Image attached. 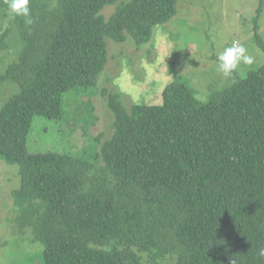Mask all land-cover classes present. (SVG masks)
Wrapping results in <instances>:
<instances>
[{
  "label": "trees",
  "instance_id": "obj_1",
  "mask_svg": "<svg viewBox=\"0 0 264 264\" xmlns=\"http://www.w3.org/2000/svg\"><path fill=\"white\" fill-rule=\"evenodd\" d=\"M178 1L29 0L32 22L14 17L22 47L0 87L19 91L0 111V158L20 166L16 211L38 264H264V65L206 101L181 74L157 104L104 91L115 118L100 150L29 146L37 116L63 120L64 94L98 85L107 39L147 43Z\"/></svg>",
  "mask_w": 264,
  "mask_h": 264
},
{
  "label": "rangeland",
  "instance_id": "obj_2",
  "mask_svg": "<svg viewBox=\"0 0 264 264\" xmlns=\"http://www.w3.org/2000/svg\"><path fill=\"white\" fill-rule=\"evenodd\" d=\"M115 10L110 5L103 13L109 17ZM14 17L8 8H0V34L9 29L10 44L3 52L0 75L18 59L22 47ZM234 41L254 58L250 66L241 64L237 75L244 77L264 65V0H179L176 15L158 25L147 43L138 45L131 36L124 42L107 39L108 63L98 85L64 94V121L37 116L30 149L74 155L93 147L100 150L112 136L115 118L104 91L119 94L128 109L136 103L157 104L168 83L181 74L201 100H208L211 92L231 84L217 72V53ZM17 91L16 83L0 87V111ZM20 186L19 164L0 158V264H38L41 256L43 245L34 240L32 228L19 223L14 191ZM175 262L168 257L161 264Z\"/></svg>",
  "mask_w": 264,
  "mask_h": 264
},
{
  "label": "clouds",
  "instance_id": "obj_3",
  "mask_svg": "<svg viewBox=\"0 0 264 264\" xmlns=\"http://www.w3.org/2000/svg\"><path fill=\"white\" fill-rule=\"evenodd\" d=\"M8 9L13 16H23L27 23H31V12L29 0H6ZM254 58L247 54L246 48L238 42H233L231 46H226L223 51L217 53V72L223 79L230 83L236 82V73L241 64L252 65ZM257 255L264 258V246L258 248ZM231 264H235L232 260Z\"/></svg>",
  "mask_w": 264,
  "mask_h": 264
}]
</instances>
